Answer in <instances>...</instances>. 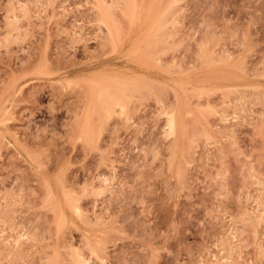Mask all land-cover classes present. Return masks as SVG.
<instances>
[{"label": "rangeland", "instance_id": "obj_1", "mask_svg": "<svg viewBox=\"0 0 264 264\" xmlns=\"http://www.w3.org/2000/svg\"><path fill=\"white\" fill-rule=\"evenodd\" d=\"M0 264H264V0H0Z\"/></svg>", "mask_w": 264, "mask_h": 264}, {"label": "bare ground", "instance_id": "obj_2", "mask_svg": "<svg viewBox=\"0 0 264 264\" xmlns=\"http://www.w3.org/2000/svg\"><path fill=\"white\" fill-rule=\"evenodd\" d=\"M100 95H101V94H100ZM104 102L106 103V101H104ZM113 104H116V103H113ZM119 104H120V103H119ZM119 104H118V105H119ZM102 105H103V104H102ZM104 106H106V104H104ZM107 106H109V104H107ZM102 107H103V106H102ZM111 107H112V106H111ZM111 107H110V108H111ZM107 112H108V111H107ZM170 116H171V115H170ZM170 119H171V118H170ZM169 121H170V124L172 125V124H173L172 119L169 120ZM171 127H172V126H171ZM171 130H172V129H171Z\"/></svg>", "mask_w": 264, "mask_h": 264}]
</instances>
